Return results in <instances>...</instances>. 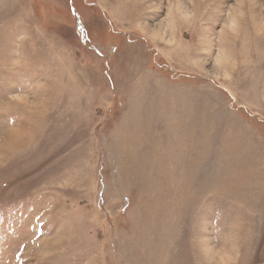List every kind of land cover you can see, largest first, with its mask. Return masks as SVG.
Returning <instances> with one entry per match:
<instances>
[{
	"label": "rangeland",
	"instance_id": "rangeland-1",
	"mask_svg": "<svg viewBox=\"0 0 264 264\" xmlns=\"http://www.w3.org/2000/svg\"><path fill=\"white\" fill-rule=\"evenodd\" d=\"M0 264H264V0H0Z\"/></svg>",
	"mask_w": 264,
	"mask_h": 264
}]
</instances>
